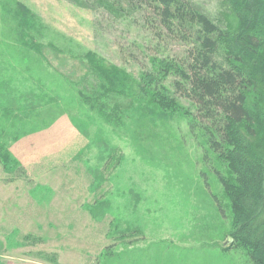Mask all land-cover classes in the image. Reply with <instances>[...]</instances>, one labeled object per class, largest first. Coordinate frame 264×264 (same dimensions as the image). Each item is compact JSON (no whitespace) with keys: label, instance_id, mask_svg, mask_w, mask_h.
<instances>
[{"label":"rangeland","instance_id":"1","mask_svg":"<svg viewBox=\"0 0 264 264\" xmlns=\"http://www.w3.org/2000/svg\"><path fill=\"white\" fill-rule=\"evenodd\" d=\"M195 1L217 10V0ZM145 34L139 23L64 0H0V144L22 169L9 174L0 164V187L33 189L35 177L60 171L63 184L72 181L73 199L80 196L45 209L53 221L34 207L33 221L0 222V264H251L229 244L230 205L213 170L219 164L192 138L181 111L134 103L115 128L84 102L97 82L83 56L137 76L147 61L142 50L153 54ZM162 45L182 54L174 42ZM17 143L24 161L11 151ZM41 189L33 190L42 202L57 195Z\"/></svg>","mask_w":264,"mask_h":264},{"label":"trees","instance_id":"2","mask_svg":"<svg viewBox=\"0 0 264 264\" xmlns=\"http://www.w3.org/2000/svg\"><path fill=\"white\" fill-rule=\"evenodd\" d=\"M64 1L140 24L153 54L142 50L147 61L137 76L94 53L83 56L97 82L85 104L115 128L134 103L181 111L192 138L219 164L213 170L230 205L229 244L251 264H264V0H217L213 14L195 0ZM165 41L182 54H166ZM0 164L6 173H22L5 144Z\"/></svg>","mask_w":264,"mask_h":264},{"label":"crops","instance_id":"3","mask_svg":"<svg viewBox=\"0 0 264 264\" xmlns=\"http://www.w3.org/2000/svg\"><path fill=\"white\" fill-rule=\"evenodd\" d=\"M64 124H65V121H62L61 125H64ZM57 125H59V123ZM43 139H44L43 133H40V135H38L36 138L37 143H39ZM61 139L62 138L59 139L60 142H61ZM22 144L23 143H17L11 149L12 153L19 161H24L25 159V157H23L24 155H22V157L18 155V151H20ZM56 144L59 145L60 144L59 141ZM58 173H60V171L58 172L55 171L53 173L50 172L42 176L35 177V178H38L39 181L37 182V184L40 187L38 186L36 188L33 187V189L42 188L41 190L47 191L48 193L51 191L54 194H57L55 196L53 195L51 199H47L45 202L41 201L43 200L44 197H40L39 200L37 199V197L34 195V190L31 189L32 187L22 188V189L17 188V187H7V189H5L4 187H0V207H4L7 214L9 215V216L3 215L4 213L1 211V214H0L1 224H3V221H14L13 219H15V221H18V218H20V221H29V220L33 221V218L35 217L34 207L44 210L43 221H53L54 219L51 218L48 211L47 213H45V209L50 210L52 204L56 203L57 205L58 204L60 205L61 202H65V201L67 202V199L69 200L67 203H73L72 201L75 202L76 200H80L79 195H75L73 199V196L75 193H73V191L71 190L73 188L71 184L72 181L69 183L68 181L63 179L65 183L63 184L61 180L56 177V174ZM56 178L58 179L57 181L55 180ZM34 180L36 181V179ZM6 191L7 192L9 191L8 196H6L5 194ZM4 203L6 204V206L5 205L3 206ZM21 204H25V205L23 206ZM66 205H70V204H66ZM17 209H25L27 211L25 212L24 215H18ZM61 216L63 215L61 214ZM6 264H45V263L41 261H37V260L28 261V260H21V259H12L11 261H8Z\"/></svg>","mask_w":264,"mask_h":264}]
</instances>
